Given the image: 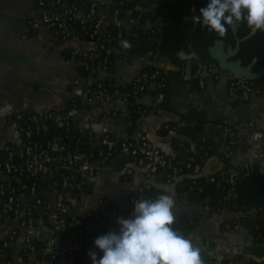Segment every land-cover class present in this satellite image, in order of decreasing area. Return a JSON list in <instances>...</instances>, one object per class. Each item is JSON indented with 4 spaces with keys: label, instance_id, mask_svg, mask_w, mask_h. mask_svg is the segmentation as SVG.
Returning <instances> with one entry per match:
<instances>
[{
    "label": "built area",
    "instance_id": "built-area-1",
    "mask_svg": "<svg viewBox=\"0 0 264 264\" xmlns=\"http://www.w3.org/2000/svg\"><path fill=\"white\" fill-rule=\"evenodd\" d=\"M64 1L68 5L60 12L50 11L47 2L39 0L40 14L33 16L29 25L32 32H37L43 25L49 27L53 36L52 43L71 42L69 47L82 52L91 60L85 66L92 75L81 77V96L72 97L81 100V107L77 108L74 103L69 111H60L65 107H53L45 112L35 111L27 117L25 127L20 122L22 113H15L10 121L16 130L18 142L7 143L0 150V220L16 221L18 224L4 238L2 247L9 248L12 241L22 239L25 264H53L59 255L81 247L82 241L72 238L70 244L62 248L59 238L67 225L80 223L87 216H98L100 223L106 225L108 230L118 231L119 225L109 226L108 219L111 215L122 216L134 210L133 202L147 197V191L155 185V179L162 177L164 182L170 184L173 180L180 179L179 175L168 171L178 168L174 155L153 144L144 129L146 119L163 112L159 100L161 94L153 96L149 93L166 85L165 73L153 64L160 51L140 58L144 59L142 68L149 64L157 67L151 78L161 76L160 82H145L142 78H146L147 74H141V68L128 83L114 76L116 89L113 90L110 88L111 81L108 85L105 81L102 82L110 76L105 62L93 63L102 51L107 54L111 52L108 45L115 35L106 34V26L115 25L116 35L121 38L126 33L136 35L138 29L163 26V22L160 18L155 22H141V17L151 8L134 0H88L85 9V3L80 0H56V3L62 5ZM82 10L84 15L79 16ZM71 22L79 23L81 28L75 29ZM161 40L162 38H157L160 43ZM217 68L214 63L199 65L195 76L200 78L201 87L204 86L202 73L206 71L208 76L214 78ZM93 75L98 78L94 79ZM93 82H97V85L92 86L90 83ZM128 84L132 87L139 111L145 106L134 124L131 136L120 137L112 131H97L84 123L85 111L92 112L96 107L105 118L120 120L127 128L132 125L129 118L130 101L119 90ZM228 92L231 97L250 101L264 92V88L247 78L233 76L229 81ZM147 97H151L153 103H146ZM89 119L92 122L97 120L96 116H90ZM164 126L168 128L169 124ZM223 126L226 137L224 153L231 158L229 180L234 183L239 175L240 163L245 162L248 168L255 162L264 164V101L255 115L229 117ZM49 128H54L56 132L50 138L45 141L40 139V135L33 138V132L44 133ZM85 142L90 147L83 148ZM95 145H106L109 149H114L118 152L117 157L122 158L123 154L135 156L133 162L127 163L119 171L125 180L133 179L137 169L144 170L137 189L123 204L110 205L111 209L107 207L110 203L108 200L95 195L96 177L102 168L111 163L108 160L109 153L104 150H100L99 158L94 159L92 146ZM140 153L143 156H139ZM253 155L259 160L253 159ZM186 166L194 167L196 173L202 171L199 165L187 163ZM85 183L93 185L92 192L85 191ZM87 228H93V225L89 224ZM36 240L41 243V248H38Z\"/></svg>",
    "mask_w": 264,
    "mask_h": 264
},
{
    "label": "crops",
    "instance_id": "crops-1",
    "mask_svg": "<svg viewBox=\"0 0 264 264\" xmlns=\"http://www.w3.org/2000/svg\"><path fill=\"white\" fill-rule=\"evenodd\" d=\"M39 0H0V150L7 143L16 144L18 136L10 118L15 113L31 108L36 112H45L53 107L63 108L72 97L81 96V76L78 74V62L63 57L62 50L70 46L71 42L54 44L52 31L47 26H41L37 32H32L29 20L38 16ZM50 11H59L60 6L56 0H45ZM67 1H64L65 3ZM82 45V44H81ZM183 53V52H182ZM186 60L182 64L175 63L166 57L157 55L153 64L161 68L168 77L165 91L160 95L163 112L150 117L144 122V129L151 142L167 153L186 160L192 152H198V143L201 137L207 139L212 156L203 167L205 174L211 173L222 166L220 154L226 149L224 121L229 117L252 116L261 105L259 98L245 102L235 103V98L228 92L229 81L232 74L222 70L219 66L214 78L204 71V86H193L189 78L192 77V58L195 54H182ZM144 59L138 57L131 60H120L116 63L115 77L125 83L139 73ZM215 64V63H214ZM127 65L126 71H120ZM120 72H119V71ZM146 103H153L151 97L145 99ZM181 115L189 117V125L194 128L196 123H203V129L195 140L188 134L189 127L184 128L179 121ZM96 116L92 122L89 117ZM84 123L97 131L108 130L120 137L130 135L129 129L122 121H115L100 115L98 108L92 112L85 111ZM169 122L178 123L167 134L162 135L161 129ZM183 122V121H182ZM177 139L176 142L174 140ZM184 142V145H183ZM255 160L259 158L251 156ZM121 157H116L109 165L102 168L95 182H102L103 186L95 195L105 198L109 202L123 204L129 194L134 192L141 180L143 169H137L136 176L126 182L131 183L128 188L118 187V191L110 183H104L103 177L98 178L102 170L115 173L114 181L119 184L126 183L121 180V173L117 168ZM114 182V183H115ZM155 186L170 189L174 193V215L185 212L190 216L201 213L197 227L186 238L192 240L194 246L206 251L211 257L221 260L224 257H234L237 254L245 258L254 257L263 259L255 250L247 229L242 223L233 228L221 230L220 224L225 218L237 217L238 213L223 211L218 214H208L204 203H189L186 196L179 197L175 188L176 183H166L162 178L155 179ZM104 186L107 188L104 189ZM133 210L119 216L111 215L109 226L117 224L119 217L129 218ZM18 226L16 221L4 222L0 220V264H25L26 257L22 253V239L12 241L11 257L7 259L3 240L13 228Z\"/></svg>",
    "mask_w": 264,
    "mask_h": 264
},
{
    "label": "trees",
    "instance_id": "trees-1",
    "mask_svg": "<svg viewBox=\"0 0 264 264\" xmlns=\"http://www.w3.org/2000/svg\"><path fill=\"white\" fill-rule=\"evenodd\" d=\"M134 2L151 8L141 17V22H155L160 18L163 22V26L155 25L146 30L138 29L136 30V35L126 33L121 38H118L116 35L117 27L115 25L110 24L106 26L105 33L115 35V38L108 45L111 52L107 54L106 51H102L99 56L95 58L93 63L98 64L100 62H105L110 76L102 82L105 81V84L108 85V83H110L109 81H111V89H116L114 86V75L116 73V63L118 61L131 60L136 57L145 58L150 54L154 55L158 50L160 51V55L178 64H182L186 61L182 57L183 53H194L196 57H193L191 60V72H193V74L188 81H190L193 86L201 88L200 78L195 76L199 65L202 63H215L219 66L218 62L212 58L209 48L217 39H223L226 46H235L237 41L235 32L241 39L240 49L235 58H240L244 65H252L254 71L264 69V30L250 28L246 22H241L235 31L231 27L226 26L228 27L226 35L220 36L214 31H209L208 27L203 24L202 17L201 22L199 24L196 23L193 19L194 16L200 15V9L207 6L210 0H134ZM71 26L75 29L81 28L79 23L74 24L71 22ZM157 38H162L161 43L157 41ZM121 41H128L131 44L130 49H124L121 45ZM62 55L67 59H74L78 62V74L81 77H89L92 75L85 66L86 63H91V60L85 57L82 52L76 51L73 47L68 46L62 50ZM156 69L157 67L153 64L145 65L141 69V74L145 73L147 77L142 79L145 82H160L161 76L151 78V75ZM93 76L94 79L98 78L96 75ZM164 77L166 79L165 87L159 90L149 91L151 95H160L165 91L168 77L166 74H164ZM252 82L264 88V76L252 80ZM90 84L96 86L97 82ZM119 90L121 95H123V97L124 95L127 96L130 101L129 118L132 125L128 126V129L131 136L134 132V124L141 116V111L145 106L141 107L139 111V105L135 103L134 93L130 84L120 87ZM254 98H259L261 102H263L264 92ZM239 101L242 100L238 97L235 98V103ZM74 103H76L77 108L81 107L80 99L71 98L67 101L65 108L60 111H69ZM162 105L163 104L160 103L161 107H163ZM19 112L22 113L20 122L22 126L25 127L27 117L34 114L35 111L31 108H25ZM12 117L14 118V115H12ZM188 119V116L181 115L179 121L185 123V129L189 127L188 134L191 135V139L195 140L199 133L201 137L203 123H196L197 125L192 128V126L189 125ZM47 123L51 124L49 121ZM177 125L178 123L169 122V127L166 128L164 126L165 129H161L160 133L165 135L172 127H176ZM42 133L43 132H33V138L40 135V139L45 141L56 132L54 128L52 130L49 128V130H44V133ZM111 134L113 133L111 132ZM22 139L24 140V138ZM176 141L177 139L174 140V142ZM88 146L89 145L85 142L83 148H87ZM197 146L199 151L195 153L192 152L186 160H181L177 156H174L175 161L178 163V168L177 170H168L170 174H177L180 176V179L173 180V183H176L175 190L178 196H186L189 203H204L206 212L211 215L223 211L238 213L237 217L225 218L220 224L221 230H227L233 228L239 222L242 223L253 242L257 244L255 247L256 253L260 256H264V164L255 162L248 168L245 162L240 163L238 167L239 175L236 181L232 183L229 180L230 174L228 172L231 158L225 153L220 154L222 166L211 173L205 174L203 172V167L208 159L211 158L212 150L208 147L207 139L203 137L200 138ZM92 150L95 153L94 159L99 158L100 150L109 153L108 160L110 162L117 157L118 153L114 149H109L106 145L92 146ZM139 156L143 155L140 153ZM134 159L136 158L132 154H123L117 168L119 171L123 170L127 163L133 162ZM187 163H191L192 166L199 165L202 171L199 173L194 172V167L188 168L186 166ZM164 178H166V176ZM121 180H125L123 175H121ZM128 180H131V178ZM84 189L86 192H92L93 185L85 183ZM161 194H172V191L165 192V189L152 185L147 191L146 198L155 199ZM129 196L130 194L127 198H129ZM115 204H117V202H110L107 207L111 209L110 205ZM200 219L201 213L190 216L185 212H181L175 217V223L173 225L174 230L186 237L197 227ZM68 222H70V218H68ZM89 224L93 225V228H87ZM109 231L106 225L100 223L98 216H87L80 223L67 225L60 234V247H67L72 238L82 241V246L66 252L65 255H59L53 264H92L89 255L90 251L95 252L98 259L103 255L95 246V239ZM36 242L38 248H41V243L38 240H36ZM5 254L7 259H9L12 254L11 249L6 248ZM38 254H40L39 251ZM201 256L203 264H264V259L258 260L254 257L245 258V256L241 254H237L232 258L224 257L221 260H217L211 257L206 251L201 250Z\"/></svg>",
    "mask_w": 264,
    "mask_h": 264
},
{
    "label": "clouds",
    "instance_id": "clouds-1",
    "mask_svg": "<svg viewBox=\"0 0 264 264\" xmlns=\"http://www.w3.org/2000/svg\"><path fill=\"white\" fill-rule=\"evenodd\" d=\"M201 17L209 31L220 36L226 35L228 27L235 31L241 22L264 30V0H210L193 19L199 24ZM121 45L124 49L131 47L128 41H121ZM133 203L131 216L117 219L118 231L95 239L103 255L98 259L90 251L92 264H203L200 248L174 230V193Z\"/></svg>",
    "mask_w": 264,
    "mask_h": 264
},
{
    "label": "water",
    "instance_id": "water-1",
    "mask_svg": "<svg viewBox=\"0 0 264 264\" xmlns=\"http://www.w3.org/2000/svg\"><path fill=\"white\" fill-rule=\"evenodd\" d=\"M53 0H51L52 2ZM85 3L84 9L86 8V4L88 0H80ZM68 5V2H65L60 6V12L63 11V8ZM84 15V10L79 13V16ZM199 16V15H196ZM194 16V17H196ZM236 36V45H225V41L223 39L215 40L214 44L209 48V52L212 58L218 62L219 67L231 73L235 77H243L249 80L259 79L264 76V69L260 71H254L252 69V65H244L240 58H235L240 49L241 39Z\"/></svg>",
    "mask_w": 264,
    "mask_h": 264
},
{
    "label": "rangeland",
    "instance_id": "rangeland-1",
    "mask_svg": "<svg viewBox=\"0 0 264 264\" xmlns=\"http://www.w3.org/2000/svg\"><path fill=\"white\" fill-rule=\"evenodd\" d=\"M125 68H122V65L119 66V69L120 71H126L127 69V65L124 66ZM119 71V70H118ZM119 71V72H120ZM117 72V70H116ZM103 177V180H104V183H110V185H113L114 188L116 189V192L118 191V187L120 189V187H123V188H128L130 186V184L132 183H129V182H126V183H121L123 181H121L119 184H117L115 181H114V178H115V173H110L109 171H107L106 169L105 170H102L101 173L99 174L98 178H102ZM115 182V183H114ZM103 186L102 182H99L97 181L96 183V191H99V189H101V187ZM107 188L106 186H104V189Z\"/></svg>",
    "mask_w": 264,
    "mask_h": 264
}]
</instances>
